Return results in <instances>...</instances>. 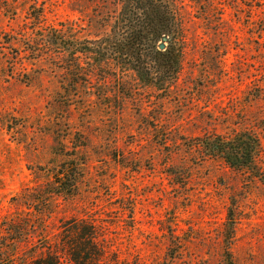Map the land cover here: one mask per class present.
I'll use <instances>...</instances> for the list:
<instances>
[{"label": "rangeland", "instance_id": "obj_1", "mask_svg": "<svg viewBox=\"0 0 264 264\" xmlns=\"http://www.w3.org/2000/svg\"><path fill=\"white\" fill-rule=\"evenodd\" d=\"M175 2L178 73L137 75L86 48L115 0H0V223L53 167L80 168L75 196L44 217L50 241L27 213L19 234L0 230V264L56 242L72 264L84 225L97 250L86 264H264V0ZM171 49L160 41L166 56L144 59L165 63ZM244 130L262 144L257 173L202 144Z\"/></svg>", "mask_w": 264, "mask_h": 264}, {"label": "trees", "instance_id": "obj_2", "mask_svg": "<svg viewBox=\"0 0 264 264\" xmlns=\"http://www.w3.org/2000/svg\"><path fill=\"white\" fill-rule=\"evenodd\" d=\"M115 1V12L111 10L105 12L106 18L103 12L100 19L98 17L106 29L102 37L87 41L86 48L96 57L99 65L113 63L121 71L133 70L137 75H167L171 71L177 74L182 50L177 51L176 56L172 53L173 48L178 47L182 35L177 23L179 13L175 0ZM160 41L171 44L172 49L168 53L172 57L169 56L167 59L169 62L148 63L144 59L145 51L154 54L158 59L166 56L165 52L156 50V43ZM111 68L108 67V69ZM202 144L204 148L207 147L208 151L218 154L221 160L231 168L250 173L259 172L257 159L262 152V144L259 136L251 130L238 132L231 138L215 136L202 141ZM79 170L77 161L69 159L52 168L48 174L50 181L44 187L22 189L14 201L20 200V202L28 203L26 211L5 218L4 225L0 223V230H8L7 234H19L23 231V227L28 225L27 213L30 215L34 213L43 220L39 229L42 231L40 236L44 235L43 237L50 241L48 235H45L46 229L44 228L47 226L44 217L52 213L50 210L59 199L67 201L75 196L80 178ZM75 230L77 239L69 244L72 246V253L68 260L72 264H86L91 254H97L93 242L95 235L86 225L80 231L79 228ZM4 237L3 233H0V239ZM22 238L21 236L14 237L12 241L17 242ZM47 244L45 255L31 261L30 264H62L63 249L60 243Z\"/></svg>", "mask_w": 264, "mask_h": 264}, {"label": "water", "instance_id": "obj_3", "mask_svg": "<svg viewBox=\"0 0 264 264\" xmlns=\"http://www.w3.org/2000/svg\"><path fill=\"white\" fill-rule=\"evenodd\" d=\"M163 47V45H161V48Z\"/></svg>", "mask_w": 264, "mask_h": 264}]
</instances>
